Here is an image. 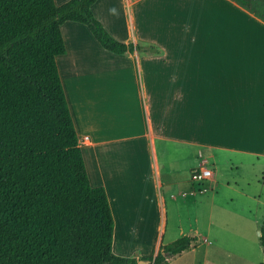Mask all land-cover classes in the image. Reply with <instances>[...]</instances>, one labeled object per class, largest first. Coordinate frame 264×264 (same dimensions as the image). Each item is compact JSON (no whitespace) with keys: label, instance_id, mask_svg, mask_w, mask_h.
Masks as SVG:
<instances>
[{"label":"crops","instance_id":"crops-1","mask_svg":"<svg viewBox=\"0 0 264 264\" xmlns=\"http://www.w3.org/2000/svg\"><path fill=\"white\" fill-rule=\"evenodd\" d=\"M92 11L116 40L161 51L118 55L86 25L62 26L57 64L91 185L108 194L114 254L146 258L159 236H192L199 245L167 264H261L264 21L232 0H98ZM202 167L213 178L193 182Z\"/></svg>","mask_w":264,"mask_h":264},{"label":"trees","instance_id":"trees-1","mask_svg":"<svg viewBox=\"0 0 264 264\" xmlns=\"http://www.w3.org/2000/svg\"><path fill=\"white\" fill-rule=\"evenodd\" d=\"M97 1L0 0V264H167L199 245L159 236L149 257L113 252L108 194L91 185L57 64L67 52L62 26L86 25L118 55L161 51L112 37L93 14ZM232 1L264 21L261 0ZM260 242L264 255V220Z\"/></svg>","mask_w":264,"mask_h":264},{"label":"built area","instance_id":"built-area-1","mask_svg":"<svg viewBox=\"0 0 264 264\" xmlns=\"http://www.w3.org/2000/svg\"><path fill=\"white\" fill-rule=\"evenodd\" d=\"M87 141H89L88 136H86L82 140V144H86ZM213 176H214L213 170L206 167H202L192 172L191 179L193 182L200 183L212 179Z\"/></svg>","mask_w":264,"mask_h":264},{"label":"rangeland","instance_id":"rangeland-1","mask_svg":"<svg viewBox=\"0 0 264 264\" xmlns=\"http://www.w3.org/2000/svg\"><path fill=\"white\" fill-rule=\"evenodd\" d=\"M261 3L264 5V1L263 0H261ZM260 10L262 11L263 9H260ZM262 168L264 169V167H262ZM257 176L259 178V181H257L256 184H254V186L256 185V187H259L258 189H264V187H263L264 186V173L263 174H258L257 173ZM231 185H233V184H231ZM259 191H261V190H259ZM223 192L232 194L234 196V198H235V202L236 203L239 202V197H238V194L236 193L235 190L229 189V190H224ZM261 196H262V199H264V191H263V195H261Z\"/></svg>","mask_w":264,"mask_h":264},{"label":"water","instance_id":"water-1","mask_svg":"<svg viewBox=\"0 0 264 264\" xmlns=\"http://www.w3.org/2000/svg\"><path fill=\"white\" fill-rule=\"evenodd\" d=\"M139 264H152V262L151 261L141 260V261H139Z\"/></svg>","mask_w":264,"mask_h":264}]
</instances>
